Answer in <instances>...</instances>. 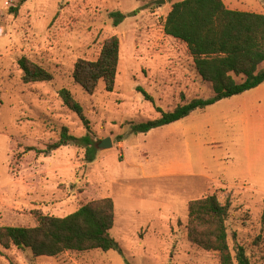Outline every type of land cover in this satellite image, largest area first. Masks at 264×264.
I'll list each match as a JSON object with an SVG mask.
<instances>
[{"label":"rangeland","instance_id":"obj_1","mask_svg":"<svg viewBox=\"0 0 264 264\" xmlns=\"http://www.w3.org/2000/svg\"><path fill=\"white\" fill-rule=\"evenodd\" d=\"M0 0V227H34L35 213L65 217L109 197L110 235L120 252H67L34 258L0 248L1 264H219L186 238L188 202L216 195L228 202V245L250 264H264V82L204 110L152 129L134 125L213 92L193 69L185 46L162 30L171 4L182 0ZM231 10L264 14V0H222ZM125 18L117 26L110 13ZM135 12V14H133ZM120 42L115 86L86 93L72 78L78 59L93 61L108 37ZM41 65L53 79L24 84L18 60ZM264 65L260 66L262 68ZM140 88L142 91H138ZM71 92L89 121L96 155L74 145L46 150L62 127L86 130L58 96ZM145 94L151 98L147 100ZM111 147L101 149L102 140ZM121 143V146H120Z\"/></svg>","mask_w":264,"mask_h":264},{"label":"trees","instance_id":"obj_2","mask_svg":"<svg viewBox=\"0 0 264 264\" xmlns=\"http://www.w3.org/2000/svg\"><path fill=\"white\" fill-rule=\"evenodd\" d=\"M25 1L21 0L19 6ZM109 17L117 26L125 15L113 12ZM162 30L165 36L186 46V55L192 59L194 71L202 81L210 84L213 94L208 99L194 98L187 102L181 94V104L169 112L157 109L160 117L134 125V132L146 133L172 124L193 111L204 110L264 82V66L260 68L264 65V14L231 10L222 0H182L171 4ZM119 47V39L113 35L105 39L95 60L78 59L72 71L74 82L88 94L94 93L99 82L104 83L107 92H112ZM18 67L24 84L48 83L53 79L49 71L25 57L18 60ZM138 91L142 90L138 88ZM58 96L63 106L77 116L86 134L76 137L62 127L58 140L46 150H27L46 156L51 150L74 145L85 150L84 161H94L96 143L81 104L67 89H61ZM145 98L151 100L146 94ZM229 207L228 202H219L215 194L188 202L186 238L193 246L216 254L219 264H250L241 245L234 243L232 251L229 248ZM35 220L34 227H0V248L28 249L34 258H54L67 252L121 251L110 235L114 226V203L109 197L90 201L65 217L37 212Z\"/></svg>","mask_w":264,"mask_h":264},{"label":"water","instance_id":"obj_3","mask_svg":"<svg viewBox=\"0 0 264 264\" xmlns=\"http://www.w3.org/2000/svg\"><path fill=\"white\" fill-rule=\"evenodd\" d=\"M154 3L157 5H161L165 3V0H156L154 1ZM98 147H100L101 149H106L107 147H111V142L109 139H104L101 141Z\"/></svg>","mask_w":264,"mask_h":264},{"label":"built area","instance_id":"obj_4","mask_svg":"<svg viewBox=\"0 0 264 264\" xmlns=\"http://www.w3.org/2000/svg\"><path fill=\"white\" fill-rule=\"evenodd\" d=\"M17 2H18V0H6L4 5L5 6H11L12 4L17 3Z\"/></svg>","mask_w":264,"mask_h":264},{"label":"crops","instance_id":"obj_5","mask_svg":"<svg viewBox=\"0 0 264 264\" xmlns=\"http://www.w3.org/2000/svg\"><path fill=\"white\" fill-rule=\"evenodd\" d=\"M226 6V5H225ZM227 7V6H226ZM228 8V7H227ZM252 13H254V12H252ZM257 14H259V13H257ZM173 39V38H172ZM173 40H175V39H173ZM177 41V40H176ZM183 44V43H182ZM184 45V44H183ZM185 46V45H184ZM185 49H186V46H185ZM200 78V77H199ZM201 79V78H200ZM120 146H121V143H120ZM113 200V199H112ZM113 203H114V201H113ZM114 222H115V204H114ZM114 227V226H113Z\"/></svg>","mask_w":264,"mask_h":264}]
</instances>
